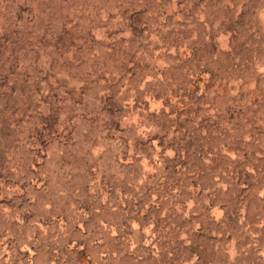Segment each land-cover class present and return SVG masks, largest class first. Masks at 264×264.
I'll return each instance as SVG.
<instances>
[{"label": "rangeland", "instance_id": "374dc122", "mask_svg": "<svg viewBox=\"0 0 264 264\" xmlns=\"http://www.w3.org/2000/svg\"><path fill=\"white\" fill-rule=\"evenodd\" d=\"M0 264H264V0H0Z\"/></svg>", "mask_w": 264, "mask_h": 264}]
</instances>
